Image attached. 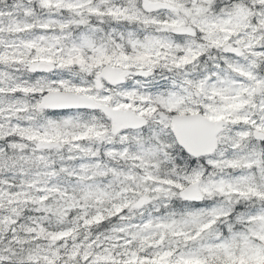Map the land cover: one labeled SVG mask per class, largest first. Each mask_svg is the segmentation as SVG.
<instances>
[{
    "label": "snow or ice",
    "instance_id": "snow-or-ice-1",
    "mask_svg": "<svg viewBox=\"0 0 264 264\" xmlns=\"http://www.w3.org/2000/svg\"><path fill=\"white\" fill-rule=\"evenodd\" d=\"M0 264H264V0H0Z\"/></svg>",
    "mask_w": 264,
    "mask_h": 264
}]
</instances>
